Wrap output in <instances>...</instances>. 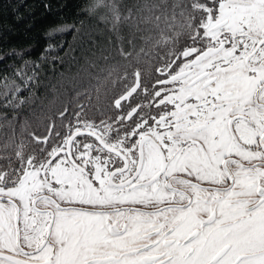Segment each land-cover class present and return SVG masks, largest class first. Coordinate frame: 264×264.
<instances>
[{
  "label": "snow or ice",
  "instance_id": "6c2138e0",
  "mask_svg": "<svg viewBox=\"0 0 264 264\" xmlns=\"http://www.w3.org/2000/svg\"><path fill=\"white\" fill-rule=\"evenodd\" d=\"M104 7L116 56L19 135L38 76L0 77V264H264V0Z\"/></svg>",
  "mask_w": 264,
  "mask_h": 264
},
{
  "label": "trees",
  "instance_id": "16d2710c",
  "mask_svg": "<svg viewBox=\"0 0 264 264\" xmlns=\"http://www.w3.org/2000/svg\"><path fill=\"white\" fill-rule=\"evenodd\" d=\"M98 1L100 5L93 9L94 0H0V77L11 76L26 61L29 74L35 70L38 76V86L33 89L35 98L16 114L17 135L25 119L34 127L36 118L42 113L52 114L72 99L75 88L86 86L97 72L96 68L89 67V61L96 60L102 66L98 59L101 51L116 56L115 36L111 31L109 10L104 4L115 3L119 11L126 14L129 9L135 12L138 5L145 3V0ZM65 25H74V28L58 31ZM148 27L151 26L141 25L140 32L122 27L120 34L125 37V45L128 39H135L139 46L140 37L147 34L144 29ZM49 32L53 35L49 36ZM49 43L56 46L57 51L42 62L40 58L45 55ZM56 55L63 58V63L53 59ZM34 64L39 67L34 68ZM28 95L27 89L20 92L23 98ZM3 117L11 120L12 112L0 109V144L13 134V128Z\"/></svg>",
  "mask_w": 264,
  "mask_h": 264
},
{
  "label": "rangeland",
  "instance_id": "374dc122",
  "mask_svg": "<svg viewBox=\"0 0 264 264\" xmlns=\"http://www.w3.org/2000/svg\"><path fill=\"white\" fill-rule=\"evenodd\" d=\"M95 5H100V2L98 0H94ZM99 19V18H98Z\"/></svg>",
  "mask_w": 264,
  "mask_h": 264
}]
</instances>
